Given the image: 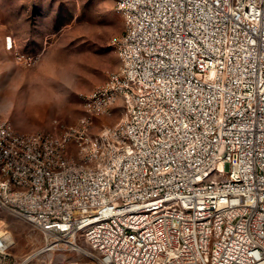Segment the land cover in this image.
I'll return each mask as SVG.
<instances>
[{"label": "built area", "instance_id": "1", "mask_svg": "<svg viewBox=\"0 0 264 264\" xmlns=\"http://www.w3.org/2000/svg\"><path fill=\"white\" fill-rule=\"evenodd\" d=\"M114 1L119 65L81 95L84 113L36 131L0 118V223L5 211L42 235L20 264L54 250L264 264V0Z\"/></svg>", "mask_w": 264, "mask_h": 264}, {"label": "rangeland", "instance_id": "2", "mask_svg": "<svg viewBox=\"0 0 264 264\" xmlns=\"http://www.w3.org/2000/svg\"><path fill=\"white\" fill-rule=\"evenodd\" d=\"M124 20L114 0H0V118L21 131L49 128L54 118L76 121L84 113L81 95L119 65L111 41ZM122 111L118 100L110 113L94 117L91 130L114 123ZM1 216L14 243L0 264H20L40 246L42 235L8 212ZM23 264H93V259L82 251L54 250Z\"/></svg>", "mask_w": 264, "mask_h": 264}, {"label": "bare ground", "instance_id": "3", "mask_svg": "<svg viewBox=\"0 0 264 264\" xmlns=\"http://www.w3.org/2000/svg\"><path fill=\"white\" fill-rule=\"evenodd\" d=\"M12 238H13V236H12Z\"/></svg>", "mask_w": 264, "mask_h": 264}]
</instances>
